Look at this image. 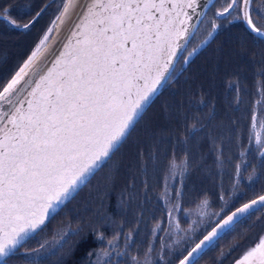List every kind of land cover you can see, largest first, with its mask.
Masks as SVG:
<instances>
[{
    "label": "snow or ice",
    "instance_id": "obj_1",
    "mask_svg": "<svg viewBox=\"0 0 264 264\" xmlns=\"http://www.w3.org/2000/svg\"><path fill=\"white\" fill-rule=\"evenodd\" d=\"M216 2L221 7L211 18L208 37L222 26L217 18H223L230 23L244 22L264 39V23H259L264 21V0ZM67 5L68 0H64L62 14ZM207 7L208 0H91L76 25L78 31L71 33L74 39L51 67H31L38 47L6 83L0 84V264L18 258L25 264H47L56 254L53 249L57 245L63 248L61 241L68 236L63 230L58 232L59 240L40 243L38 248L29 249L28 241L33 233L43 231L81 186H87L120 150L152 98L170 79L177 59L187 62L179 53L191 57L207 43L200 40L198 27L208 20ZM0 21L23 30L35 22H18L7 4L0 6ZM257 83L261 99L255 104L261 105V110H253L251 127L259 129L255 142L264 149V83ZM187 167L186 158L179 165L171 162L162 199H170L169 179L183 185ZM180 197L177 190V203L167 212L170 220L173 212L181 211ZM207 203V199L201 201L203 206ZM256 211H264V195L245 203L204 234L179 264H199L205 249L212 247L239 215H254ZM66 227L72 231L70 223ZM82 231L73 234L79 236ZM108 243L115 247L112 241ZM157 255L163 261L166 253ZM145 264H151L147 254ZM237 264H264V239Z\"/></svg>",
    "mask_w": 264,
    "mask_h": 264
},
{
    "label": "trees",
    "instance_id": "obj_2",
    "mask_svg": "<svg viewBox=\"0 0 264 264\" xmlns=\"http://www.w3.org/2000/svg\"><path fill=\"white\" fill-rule=\"evenodd\" d=\"M48 1L51 0H0V6L3 4L9 5L11 7L12 18L17 19L21 23L31 21L36 13L41 10L39 13L40 17L34 20L35 22L27 31L15 29L10 24L0 21V84L6 83L18 69L21 61L29 56V52H31L29 50L32 49L31 45H33L32 42L38 34L43 35L64 2L62 0L57 11H54L56 0L49 4L47 10H44L45 8L43 6ZM50 9H52L51 14H48ZM48 17L51 18L46 25L44 22ZM37 28L38 30H36ZM41 28H43L42 31ZM35 33L36 35L34 37ZM31 39H33L32 42ZM235 41H239L247 47L246 52H242V56L237 57L239 59V68L233 67L232 69V66H227L225 63L221 65L220 60H218L217 64L220 66V69H218L219 75L214 79L215 82L194 90L191 87L193 84V74L199 73L202 68L212 63L216 57L223 56V53ZM28 45H30L29 48ZM3 53H5L4 59L2 57ZM195 58L175 80L169 82L163 88L156 101L151 104L150 108L142 116L129 136V139H134L133 144L137 143V141L140 143L143 135L148 129H151L154 123L153 121L156 119V117L152 119L150 116L151 112L155 111L153 112L154 115H158L166 107L171 98L192 89L188 92L189 94L182 105L181 117L178 120L176 119L179 122L178 125L174 124L171 127L179 135L167 134L169 141L166 143L171 142L169 149L165 148V151L160 154V143L159 145L158 143L152 144L151 151H149V147L145 146L143 151L146 153L140 151L144 158L142 169L129 177V185H132L136 190H134L133 198H130L129 195L130 200L128 201V205L133 204L130 208L136 207L135 216L137 220L141 219L140 223H146L148 228L150 226L148 220H155L151 215L153 210L160 211L158 208H162L161 204L156 202L158 192L162 189L161 184H158V182L155 183L156 174L160 168L167 166L170 160L184 161L185 158L187 159L188 173L184 176V186L181 189L180 197L183 206H195L204 199L211 200V206H218L222 201V194L224 197L230 195L232 192L239 193L238 199L245 201L264 192V155L259 154L257 149L249 142L251 116L255 109V101L261 99L258 94L259 84L257 82L264 83V40L250 33L242 21L227 23L220 31L218 30L212 40ZM224 65L226 68H223ZM178 68L177 64L176 70ZM229 85L233 87H229ZM237 85L238 91L235 90ZM149 119L152 123H150ZM127 143L128 141L123 144L117 152L118 155L121 156V152H123ZM237 161L242 164V170L238 177L239 184L236 183V171H234ZM109 162L105 165H108ZM217 165L222 166L221 173L216 171ZM203 167L213 170V176L211 177L203 173ZM249 176L252 177L251 181L248 179ZM214 178L217 181L215 179L214 184L209 185L208 179L212 180ZM129 185L125 186L127 196ZM140 185L142 187L147 185L148 189L146 191H140V189L136 188L140 187ZM137 200L139 202L135 204ZM149 201L154 202L153 207L149 205ZM109 202L108 206L102 205L104 209L107 208L108 210L107 213L103 212V214H112L117 219V223H120L121 220L119 218H121V215L117 212L116 198L109 199ZM60 213L56 215L54 220L47 223L43 231H39L31 237L28 244L34 241L36 244L33 246L38 248L41 241L50 240L49 236L59 228L56 226V228H50L55 224V220L59 222L67 217V214L65 217H59ZM57 218L61 219L57 221ZM82 220L84 221L82 225L85 227L89 219L87 217L85 220ZM126 220L127 217L122 222L125 225V230L134 229L137 232L134 235V239H136L139 236L138 229L136 228L138 226L135 227L136 229H129L126 226ZM242 220L236 223L237 225H234V229H231L229 233L235 231ZM95 221L96 218H92L88 226L97 227L98 223ZM114 229L118 231L120 228L115 224ZM46 230L48 231L44 234ZM92 233V231H89L85 234V237L76 243V248L67 258V264H70L71 260L74 259L77 264H84L90 258V254L92 255L91 251L101 246L105 238L100 239L98 237L99 234L95 235ZM74 236V234L70 235L71 238L68 239L69 243H71V239ZM39 237H42L40 241L38 239ZM133 245L134 247H130L133 255L138 257H143L146 254L147 256L153 255L159 261V264H162L163 261L157 255L160 252L159 249L148 252L147 247H136V242ZM178 259L179 257L174 259L172 263ZM48 261L49 263L47 264L59 263V254L52 255ZM11 262L13 264H25L22 258Z\"/></svg>",
    "mask_w": 264,
    "mask_h": 264
},
{
    "label": "rangeland",
    "instance_id": "obj_3",
    "mask_svg": "<svg viewBox=\"0 0 264 264\" xmlns=\"http://www.w3.org/2000/svg\"><path fill=\"white\" fill-rule=\"evenodd\" d=\"M56 1L57 2H55L54 11H57L62 3V0ZM50 3L51 1H48L43 6L45 9H43L47 10V7ZM215 4L216 8H213L211 6L210 11L206 15V17L208 18L207 22L200 25L201 41L207 36V33L211 28L210 21L216 9L221 7L220 3L216 2ZM51 11L52 9L49 10L48 14H51ZM40 12L41 10L38 13ZM38 17L40 16L35 15L33 19H31V21L38 19ZM50 18L48 17L47 20H45L44 23L46 25L48 24ZM26 23H29V21ZM217 23L222 25L218 29L220 31L227 23L230 22L227 19L217 18ZM259 23H264V21H260ZM42 29L43 28H41V31ZM36 30H38V28ZM35 35L36 33L34 34V37ZM41 39V34H38L34 41L33 39H31V42L33 41V45L30 44L32 49L30 48L31 50L29 51H32L34 47L42 41ZM30 45H28V48ZM246 50L247 47H245L243 43H240L239 41H235L234 43H232L231 46L227 49V51L223 53V56L216 57L212 63L202 68L199 73H196L195 75L193 74V84L191 87L194 90H197L199 87H205L206 84L210 85L214 83V79H216L219 75L218 69H220V66L217 64L218 60H220L221 65H223L222 63H225V65L227 66H232V69L233 67L239 68V59L237 57L242 56V52L245 53ZM2 55L4 59L5 53H3ZM182 57L187 60L188 57L186 56V52H184ZM25 61L26 59L24 58L21 61L20 66ZM192 61L193 60H191L190 62ZM189 63H185L184 60L180 59L178 62L179 68L176 70L177 66L175 67L166 85H168L169 82L175 80L179 76V74H181L183 70L189 65ZM225 65L223 66V68L225 67ZM190 91H186L182 94H177L174 98H171L166 107H164L158 113V115L156 114L155 116L153 113L155 111H152L150 116L152 117V119L153 117H156V119L153 121L154 123L152 124L151 129H148L147 132L143 135L141 142L138 143L137 141V143L133 144L134 139H129L128 137L125 141H128V143L123 152H121V156L116 153V155L112 157L111 161H108L109 164L103 166L102 170H99L97 174L90 180V183H88L87 186H84L75 196V198L72 199L68 204H66L67 207L64 206L66 207V209H64L60 213L59 217H65L67 214V217H65L66 219L63 218L64 220L62 219L61 221H59V219L61 218H57V221L59 222H56L55 220V224H53L50 228H53L55 226L59 228L56 229L55 232L49 236L50 240L47 239L46 241L40 242H54L60 239L58 234L60 230L68 232V236L65 237L66 243L65 241H61V243H63L64 245L63 248H59V246L57 245L56 248L53 249V251H56V253H58L60 257V261L57 264H67V258L71 255L70 253L76 248V243L81 238L85 237V234L89 231H92L95 235L99 234L98 237L100 238L102 236L105 238V240H103L101 246H99L96 250L91 251L92 255L90 254V258L88 259V261L86 260L84 264H136L137 261H139V264H145V255L143 257H138L131 253L130 247H134L133 244L135 242L136 247H147V249L151 247L152 251L154 249H159V253H166L165 259L163 260L162 264H175L186 253L187 250L193 247L203 237V235L206 234L227 213H229L231 210L235 209L239 205L247 202L248 200L264 193L262 192L245 201L238 199L239 193L232 192L230 195L224 197L222 194V201L218 206H211V200L207 199L208 203L206 206L201 205V202H199L195 206L186 207L183 206L179 199L181 211L173 212V218L170 220L167 216V212L172 208L173 204L177 203V200L175 199L176 191H181L182 187L184 186L178 182H174L169 179L168 187L170 199L167 201L162 199V194L164 192V182L165 179L168 178L170 175V164L172 162V160H170L169 164L163 168H160L156 174L157 176L155 183L158 182V184H161L162 187L161 191L158 192V199L156 200V202L161 204L162 208H158L160 211H156L155 209L153 210L151 215L155 218V220H153V218V221L148 220V224L150 225L149 228L147 227L146 223H140L141 219L137 220L135 216L136 207L130 208L133 204L128 205V201L130 200V198H133V194L135 192L134 190H136L132 185H129V177H131L142 169V163L144 162V158L142 157L143 154H141L142 152L140 151H143L145 146L149 147V151H151L152 144L158 143L159 145L160 143L161 151L159 152L161 154L165 151V148L169 149V147L171 146V142L166 143L169 141L167 134L172 133L176 136L179 135V133H176L173 129H171V127L174 124L178 125L179 122L176 121V119L178 120L181 117L182 105L184 104V101L186 100V97L189 94L188 92ZM156 99L153 101V103L156 101ZM255 110L259 112L261 110V105H255ZM150 123H152L151 120ZM258 130V128L254 129L250 127V137H252L251 144L254 146L255 149H257V152L261 154L264 149H260L255 142V134ZM143 152L146 153L145 151ZM163 158H165V156H163ZM182 161L183 160H179L175 162L179 165ZM238 165L239 174L242 170L241 162L237 161L236 168L234 169V171H236L235 177L237 179ZM176 171L177 173H179L180 169L177 168ZM216 171H218V173H221L222 166L217 165ZM202 172L206 175H210L211 177L213 176V170L207 169V167H203ZM186 173H188V170L184 173L182 178L183 180ZM180 179L181 177L177 175L176 181H179ZM215 179L216 178L212 180L208 179V184H214V182L217 181V179ZM128 185L129 188L127 189V196V193H125V186ZM136 188L140 189V191H146L148 189L147 185L145 187H142L140 185V187ZM112 198H116L117 212L119 213V215H121V218H119L121 220L120 223H117V219L112 216V214H103V212L107 213L108 210L107 208L104 209L102 205L108 206L109 199ZM138 202L139 200H137L135 204H137ZM109 203L110 205H112L111 202ZM153 203L154 202L149 201V205L151 207H153ZM154 205L156 206V204ZM76 206L77 208L75 209ZM87 217L89 220L87 224H85V227H83L82 224L84 221L82 219L85 220ZM94 217L96 218L95 222L98 223V226H88L89 221ZM126 217V226H128L129 229L138 226L136 228L138 229L139 236L136 239H134V235L137 232H135L134 229L125 230L124 228L125 225L122 222L124 221V218L126 219ZM244 218L243 220L241 219L242 221L240 222L239 226L236 228L235 231L229 233L231 229H234V226H232L229 230H227L217 239V241L212 247L205 250L206 254L203 255L202 259H200L199 264H237V262L240 261L247 254L248 251L255 247L262 239H264V211H256L253 216L250 215L247 218ZM177 222L179 223V228H177ZM69 223L71 224L72 231H69L66 227ZM115 224H117L120 228L118 231L114 229ZM158 225L159 227H157ZM78 229H83V231L79 236L75 235L71 239V243H69L68 239H70V235H72L74 231ZM145 229L147 230V232ZM47 231L48 230H46L44 234ZM129 234H131L130 239L128 238ZM41 238L42 237L38 238L39 241ZM109 241H112L115 247H110L108 243ZM35 244L36 242L34 241L29 243V249H34L35 247L33 245ZM106 252H111V257L105 256ZM117 252L121 253L122 255L117 256ZM133 257H135L136 260H133ZM151 257H153V259ZM178 257L179 259L176 262L172 263V261ZM148 258L151 261V264H159V261H157L156 257H154L153 255H148ZM47 263H49V261ZM70 264L77 263L74 259L71 260Z\"/></svg>",
    "mask_w": 264,
    "mask_h": 264
},
{
    "label": "water",
    "instance_id": "obj_4",
    "mask_svg": "<svg viewBox=\"0 0 264 264\" xmlns=\"http://www.w3.org/2000/svg\"><path fill=\"white\" fill-rule=\"evenodd\" d=\"M53 0H51V2H52ZM215 1L216 0H208V7L204 10L205 11V16H206V14L208 13V11H209V9L211 8V6L215 3ZM91 3V0H87L86 2H85V5H84V7H83V9L81 10V12L79 13V15H77V17H76V20H75V22L73 23V25L71 26V28L69 29V31L67 32V33H65L60 39H59V44H58V46L56 47V49H55V52L52 54V56L50 57V59L47 61V63H45V65H47L48 67H51V65H52V63L54 62V60L57 58V56L63 51V49H64V46L68 43V41L70 40V39H74L73 37H72V35H71V33L73 32V31H78V29L76 28V25L80 22V20H81V18H82V16L86 13V10H87V5L88 4H90ZM63 5H64V2H63V4H62V6H61V8H60V10L58 11V13L56 14V16L53 18V20L51 21V23L49 24V26L47 27V29L45 30V32L43 33V35H42V41H43V43H38L37 44V46H35L34 47V49L31 51V53L29 54V56L32 54V52L33 51H35L38 47H39V49H41L44 45H45V42H47L48 40H49V36H50V32H51V30H52V28H53V26H54V23H55V21H56V19H57V17L59 16V14H60V12L62 11V9H63ZM201 19H204V17H201ZM236 22V21H235ZM243 24L245 25V27L247 28V30L250 32V33H252L249 29H248V27H247V25L243 22ZM200 25H198V27H199ZM217 31V30H216ZM216 31L213 33V35L211 36V37H206L205 39L207 40V43L206 44H203V46L202 47H199L198 48V50H197V52L193 55V56H191V57H188L187 58V62L189 63L211 40H212V38L215 36V34H216ZM253 35H255L254 33H252ZM256 36V35H255ZM45 37H47V39H44ZM256 37H258V36H256ZM258 38H260V37H258ZM205 39H203V40H205ZM260 39H262V38H260ZM262 40H264V39H262ZM40 51V50H39ZM183 51L181 52V53H179V56L180 57H182V55H183ZM29 56L26 58V60L29 58ZM179 60L180 59H177V61L175 62V66H174V69H175V67L177 66V64H178V62H179ZM41 64H44V60L42 61H40V62H37L35 65L36 66H39V65H41ZM23 65V64H22ZM21 65V66H22ZM19 68V67H18ZM34 69V68H33ZM174 69L173 70H171V73H170V76H171V74H172V72L174 71ZM18 70V69H17ZM167 83V82H166ZM166 83L164 84V86L162 87V88H160L159 89V91H158V93L156 94V96H154L153 98H152V102H151V104L153 103V101L156 99V97L161 93V91L163 90V88L165 87V85H166ZM151 104H150V106H151ZM149 106V107H150ZM149 107H147V109L149 108ZM147 109H146V111H147ZM145 111V112H146ZM145 114V113H144ZM143 114V115H144ZM138 122H139V120H138ZM137 122V123H138ZM136 123V124H137ZM136 124H135V126H136ZM134 126V127H135ZM108 162V161H107ZM106 162V163H107ZM105 163V164H106ZM99 171V170H98ZM93 178V177H92ZM92 178H90V180L92 179ZM84 186L82 185L81 186V188L78 190V192L83 188ZM261 195H264V193L263 194H261ZM260 196V195H259ZM259 196H257V197H255V198H252V199H250V200H248L247 202H245V203H249L251 200H253V199H257ZM69 202H66V204H68ZM245 203H243V204H241V205H239L238 207H236L235 209H233V210H231L229 213H227L224 217H222L208 232H211L212 231V229L213 228H217V226H218V224H220V223H222L223 222V219H226L227 218V216H229V215H231L233 212H235L238 208H240V207H242ZM65 204V205H66ZM65 205H63L62 206V208L65 206ZM246 216H248V214L247 213H245V214H242V215H239V218L238 219H236L235 221H234V223L231 225V227L232 226H234L237 222H239L241 219H243L244 217H246ZM230 227V228H231ZM230 228H228V229H226L225 231H223V232H221V234H220V236L223 234V233H225L227 230H229ZM39 232V231H38ZM37 232V233H38ZM207 232V233H208ZM206 233V234H207ZM36 233H33V235L31 236V237H33L34 235H35ZM30 237V238H31ZM29 238V239H30ZM201 239H203V237L201 238ZM200 239V240H201ZM199 240V241H200ZM198 241V242H199ZM197 242V243H198ZM206 250V249H205ZM183 258V257H182ZM181 258V259H182ZM176 264H179V261L176 263Z\"/></svg>",
    "mask_w": 264,
    "mask_h": 264
},
{
    "label": "bare ground",
    "instance_id": "obj_5",
    "mask_svg": "<svg viewBox=\"0 0 264 264\" xmlns=\"http://www.w3.org/2000/svg\"><path fill=\"white\" fill-rule=\"evenodd\" d=\"M87 0H68L67 12L59 14L60 19H56L54 26L50 32L49 40L45 42V45L37 53V56L33 62L32 68L36 67V63L44 60V65L50 59L55 52L56 47L59 44V39L69 31L71 26L76 20L77 15L83 9ZM64 8V5H63Z\"/></svg>",
    "mask_w": 264,
    "mask_h": 264
},
{
    "label": "flooded vegetation",
    "instance_id": "obj_6",
    "mask_svg": "<svg viewBox=\"0 0 264 264\" xmlns=\"http://www.w3.org/2000/svg\"><path fill=\"white\" fill-rule=\"evenodd\" d=\"M153 259V257H151ZM131 264V263H130Z\"/></svg>",
    "mask_w": 264,
    "mask_h": 264
}]
</instances>
